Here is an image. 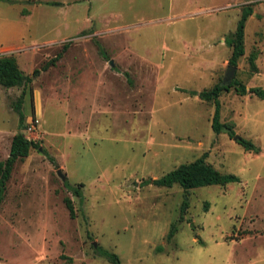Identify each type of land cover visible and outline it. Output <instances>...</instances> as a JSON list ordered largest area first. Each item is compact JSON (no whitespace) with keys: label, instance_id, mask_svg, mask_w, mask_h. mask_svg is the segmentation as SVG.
I'll return each mask as SVG.
<instances>
[{"label":"rangeland","instance_id":"rangeland-1","mask_svg":"<svg viewBox=\"0 0 264 264\" xmlns=\"http://www.w3.org/2000/svg\"><path fill=\"white\" fill-rule=\"evenodd\" d=\"M245 6L232 80L264 91V0H0V56L39 71L20 124L22 88L0 87V162L17 132L38 146L5 183L0 264H108L95 250L119 264H264V100L234 87L217 98L253 154L212 132L213 106L196 96L222 83ZM201 155L238 182L185 195L151 185Z\"/></svg>","mask_w":264,"mask_h":264},{"label":"trees","instance_id":"trees-1","mask_svg":"<svg viewBox=\"0 0 264 264\" xmlns=\"http://www.w3.org/2000/svg\"><path fill=\"white\" fill-rule=\"evenodd\" d=\"M48 5H57L56 3L50 2ZM251 9L249 6L242 7L240 11L239 19L236 23L234 31L225 39V45L230 49V54L227 60V65L235 67L236 62L240 57L243 56V28L246 19L251 14ZM257 52L252 51L248 57V67L252 72H256L254 66V60L256 58ZM60 54L56 55L59 58ZM52 59L50 63H45L41 70H45L49 65L53 64ZM38 70H33L31 74L24 75L17 67L14 59L10 56H0V87L2 88H13L21 87L22 92L19 99H17L14 105V111L18 116L19 124L22 122L23 116L20 112L21 97L25 88H29V85L33 78L38 75ZM234 87L237 95L244 96L246 94H251L258 99L264 100V91L259 87L247 88L232 80L229 84L224 85L222 83H216L208 89H203L199 91L196 96L199 100L203 102H209L213 106V113L210 121V128L214 134L225 133L228 138L232 139L235 134L232 130V126L227 123H221L219 121V107L217 98L221 92H225L228 88ZM239 145L243 151L257 154L258 148L253 145L250 140L243 139L237 136L234 141ZM38 146L30 140H27L22 133H15L10 141L7 157L4 161L0 162V201L2 199L5 183L9 178V174L13 164L17 160L25 158L30 149H37ZM205 156L201 155L198 159L186 163L180 164L173 170L167 172L163 176L150 181L151 185L160 188H170L173 185L178 186L182 193L185 195L188 191L207 187V186H217L225 187L230 183H237L238 179L232 174H222L215 170L210 164L206 163L204 160ZM63 186L66 187L75 197L81 199V194L78 188H72L68 186L66 182H63ZM63 204L67 210L70 217H73V210L68 199H63ZM186 208L185 196H183L182 202L179 207L178 219L182 218L184 210ZM173 227L169 229L167 233V238L172 236ZM95 253L102 256L108 264H119L117 257L105 251L95 250Z\"/></svg>","mask_w":264,"mask_h":264},{"label":"water","instance_id":"water-1","mask_svg":"<svg viewBox=\"0 0 264 264\" xmlns=\"http://www.w3.org/2000/svg\"><path fill=\"white\" fill-rule=\"evenodd\" d=\"M234 69H235V67H232L230 65L226 66V69H225V71L223 73V77H222V83L224 85H227L232 81ZM236 138H237V136H234L232 138V140L235 141ZM56 175L60 178L61 181L64 180L63 176L60 174V171L57 170ZM92 246L95 247V244L93 243Z\"/></svg>","mask_w":264,"mask_h":264},{"label":"built area","instance_id":"built-area-1","mask_svg":"<svg viewBox=\"0 0 264 264\" xmlns=\"http://www.w3.org/2000/svg\"><path fill=\"white\" fill-rule=\"evenodd\" d=\"M31 130V128H27V131L29 132ZM26 138V137H25ZM27 140H29L28 138H26ZM31 141V140H30Z\"/></svg>","mask_w":264,"mask_h":264}]
</instances>
